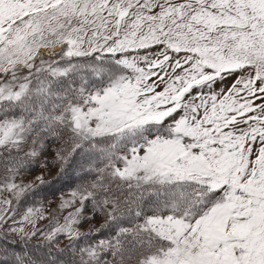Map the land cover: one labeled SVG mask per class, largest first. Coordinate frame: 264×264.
Instances as JSON below:
<instances>
[{
    "label": "snow or ice",
    "instance_id": "obj_1",
    "mask_svg": "<svg viewBox=\"0 0 264 264\" xmlns=\"http://www.w3.org/2000/svg\"><path fill=\"white\" fill-rule=\"evenodd\" d=\"M48 144L82 175L45 238L114 230L71 264H264V0H0V231Z\"/></svg>",
    "mask_w": 264,
    "mask_h": 264
},
{
    "label": "rangeland",
    "instance_id": "obj_2",
    "mask_svg": "<svg viewBox=\"0 0 264 264\" xmlns=\"http://www.w3.org/2000/svg\"><path fill=\"white\" fill-rule=\"evenodd\" d=\"M228 83H231V81H228ZM222 87H224V85H216L217 90ZM46 147L49 149L47 154L41 152V155L39 157L32 159L36 161L35 168H33L30 172H22L21 175L17 177V183L32 184L33 188L25 194V196L19 201L18 204L15 200H13V205L17 208L16 214L8 224L4 225L3 230L0 232L5 234L9 238L22 239L19 234L9 232L8 228L12 225L13 220L16 222L15 226H21L20 222L27 209L29 207H37L42 210L44 218L36 219L34 225L23 222V227L25 228L26 232H36V235L31 236L30 239L37 242H56L59 248H63L77 240L68 239L64 234H57L52 241H49L45 238L43 233L51 231L53 225L57 223L63 224L65 222V217H67L68 213L70 211H73L76 206H73L71 208L63 206L65 201L71 199V191L48 199L39 198L37 195L38 193L34 194V191L40 190L42 184L51 180L57 175L58 172L57 165L56 163H54V152L52 151V149L57 147V145L48 144L46 145ZM20 155L24 156V151H21ZM38 177H41L42 181L40 179H37ZM5 198L11 199V194L6 191L0 192V200H3ZM79 220L80 223L76 225V227L81 234L80 238L87 235L93 236L97 233L96 230L103 226L105 223V217L103 215H94L92 212L87 210V208L81 213ZM96 242L98 241H95L93 244H95Z\"/></svg>",
    "mask_w": 264,
    "mask_h": 264
},
{
    "label": "trees",
    "instance_id": "obj_3",
    "mask_svg": "<svg viewBox=\"0 0 264 264\" xmlns=\"http://www.w3.org/2000/svg\"><path fill=\"white\" fill-rule=\"evenodd\" d=\"M58 172L51 180L42 184L38 191H34L39 198H52L65 192L71 191L80 182L82 173L75 170H61L58 163H56ZM36 166V161L31 160L26 164L23 173L30 172ZM37 197V198H38ZM33 200V199H32ZM30 205V204H29ZM114 234L111 223H104L93 236H84L79 240L70 243L69 245L59 248L56 242H37L32 239H15L9 238L0 232V236L7 239H0V246L9 248L10 251H15L18 254H24L31 257L32 260L37 261L38 264H47L49 260H54L57 264H71L74 257L69 249L70 245H78L83 247L87 243H94L99 239L110 238ZM51 248V252L49 249Z\"/></svg>",
    "mask_w": 264,
    "mask_h": 264
}]
</instances>
